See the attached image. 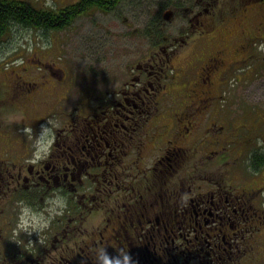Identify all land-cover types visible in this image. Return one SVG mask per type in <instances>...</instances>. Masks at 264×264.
I'll return each instance as SVG.
<instances>
[{"label": "flooded vegetation", "instance_id": "obj_1", "mask_svg": "<svg viewBox=\"0 0 264 264\" xmlns=\"http://www.w3.org/2000/svg\"><path fill=\"white\" fill-rule=\"evenodd\" d=\"M1 1L59 14L82 0ZM172 1L167 17L180 24L149 29L119 91L79 95L70 59L11 60L28 77L16 103L39 97L31 129L50 118L60 126L38 165L27 163L30 147L19 165L0 158V247L9 248L0 264H97L100 248L120 259L124 250L132 264H264V130L222 106L264 43V0ZM57 190L63 214L31 240L17 233V201L43 208Z\"/></svg>", "mask_w": 264, "mask_h": 264}, {"label": "rangeland", "instance_id": "obj_2", "mask_svg": "<svg viewBox=\"0 0 264 264\" xmlns=\"http://www.w3.org/2000/svg\"><path fill=\"white\" fill-rule=\"evenodd\" d=\"M57 1L68 4L75 0ZM170 1L172 0H122L108 13L96 12L82 16L68 29L50 31L48 35L41 31L13 27L0 46V158L6 153L17 161V165L20 164L19 160L24 162L27 149L30 147V151H33L35 135L40 132L39 126L35 127L37 123L31 129L33 120L35 123L43 116L40 107L36 106L39 97H31L30 107L26 105L24 98L20 105L16 103L20 96L16 92L24 95L26 87L23 82L26 83L28 77L24 71L26 64L13 65L10 64L11 60L23 62L25 55H35V52L45 57L70 59L78 69L79 95H82L81 90H85L86 86L89 89L85 93L110 89L119 91L124 82H130L133 77L130 74L133 65L127 67V63L134 57L133 53L137 48L138 52L143 53L147 47L144 29L148 28L158 14L162 7L159 5L165 4L160 13L163 18L167 17V13L175 14L176 9L171 7ZM46 5L47 8L55 6L51 0ZM179 24L180 20L171 22L168 17L164 19L162 26L172 32V27ZM261 44L264 43L257 45L255 56L249 65L238 72L241 82H230L222 99V106L226 105L233 115L242 113V110L247 111L245 115L250 120L244 124H248L252 130H264V49L260 48ZM137 59L138 56L133 59L134 64ZM118 75L119 78H116ZM244 76L246 77L242 80ZM28 129L36 131L31 134ZM241 133L249 132L242 130ZM39 234L33 232L27 234V237L31 240ZM0 248L6 251L9 249L5 245Z\"/></svg>", "mask_w": 264, "mask_h": 264}, {"label": "clouds", "instance_id": "obj_3", "mask_svg": "<svg viewBox=\"0 0 264 264\" xmlns=\"http://www.w3.org/2000/svg\"><path fill=\"white\" fill-rule=\"evenodd\" d=\"M47 47V45H44ZM261 49H264V44L260 45ZM59 123L51 119L46 125L41 126L39 134L35 135L32 145L33 151L31 157L27 163L32 165H38L42 160H46L53 150V144L56 138V128L59 127ZM31 132V129H28ZM18 213H17V227L15 231L17 233L23 231L26 233H40L46 229L51 220L57 216L62 215L65 209L68 207L67 197L62 194L60 190H57L51 195L46 205L43 208H38L26 200H18ZM120 256L117 258L110 257L105 248L97 250L96 259L97 264H132V260L128 252L121 250Z\"/></svg>", "mask_w": 264, "mask_h": 264}, {"label": "trees", "instance_id": "obj_4", "mask_svg": "<svg viewBox=\"0 0 264 264\" xmlns=\"http://www.w3.org/2000/svg\"><path fill=\"white\" fill-rule=\"evenodd\" d=\"M122 0H82L79 3L68 6L63 11L49 12L42 14L41 11H35L32 7L20 2H8L1 1L0 3V45L4 37L11 32V29L15 26L28 28L39 32L42 29V33L48 35L50 31H61L68 29L74 21L81 18L86 14L87 11L95 8L101 10H113L116 8ZM178 1V0H177ZM174 4L175 1H170V4ZM162 6L156 17L152 19V23L148 26V32L150 33V27H157L161 25V9L165 4H160ZM79 12V13H78ZM61 13L63 15L59 16ZM159 34V33H158Z\"/></svg>", "mask_w": 264, "mask_h": 264}, {"label": "bare ground", "instance_id": "obj_5", "mask_svg": "<svg viewBox=\"0 0 264 264\" xmlns=\"http://www.w3.org/2000/svg\"><path fill=\"white\" fill-rule=\"evenodd\" d=\"M79 13V12H78Z\"/></svg>", "mask_w": 264, "mask_h": 264}]
</instances>
